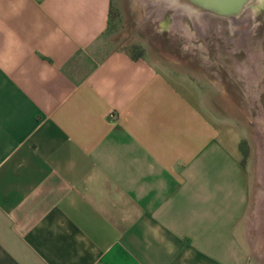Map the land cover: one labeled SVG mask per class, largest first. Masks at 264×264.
Wrapping results in <instances>:
<instances>
[{"label": "crops", "instance_id": "crops-1", "mask_svg": "<svg viewBox=\"0 0 264 264\" xmlns=\"http://www.w3.org/2000/svg\"><path fill=\"white\" fill-rule=\"evenodd\" d=\"M112 6L0 0V264H264L237 135Z\"/></svg>", "mask_w": 264, "mask_h": 264}, {"label": "rangeland", "instance_id": "rangeland-1", "mask_svg": "<svg viewBox=\"0 0 264 264\" xmlns=\"http://www.w3.org/2000/svg\"><path fill=\"white\" fill-rule=\"evenodd\" d=\"M233 19L195 15L171 0H113L108 40L141 54L175 82L186 74L207 108L237 135L241 161L254 166L253 194H262L264 0Z\"/></svg>", "mask_w": 264, "mask_h": 264}, {"label": "water", "instance_id": "water-1", "mask_svg": "<svg viewBox=\"0 0 264 264\" xmlns=\"http://www.w3.org/2000/svg\"><path fill=\"white\" fill-rule=\"evenodd\" d=\"M254 0H171L172 5L186 8L195 15L207 14L225 19L238 18Z\"/></svg>", "mask_w": 264, "mask_h": 264}, {"label": "trees", "instance_id": "trees-1", "mask_svg": "<svg viewBox=\"0 0 264 264\" xmlns=\"http://www.w3.org/2000/svg\"><path fill=\"white\" fill-rule=\"evenodd\" d=\"M129 53L131 54V56H132L133 58L141 57V54H139V53H135V52H132V51H129Z\"/></svg>", "mask_w": 264, "mask_h": 264}, {"label": "bare ground", "instance_id": "bare-ground-1", "mask_svg": "<svg viewBox=\"0 0 264 264\" xmlns=\"http://www.w3.org/2000/svg\"><path fill=\"white\" fill-rule=\"evenodd\" d=\"M232 21H233V22H237V19H233V18H232ZM239 24H242V23H239ZM241 43H243V37H242Z\"/></svg>", "mask_w": 264, "mask_h": 264}]
</instances>
